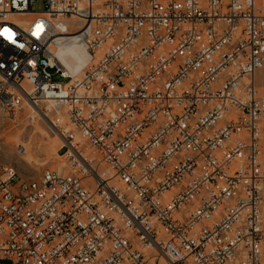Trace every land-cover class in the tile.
<instances>
[{
    "label": "built area",
    "instance_id": "built-area-1",
    "mask_svg": "<svg viewBox=\"0 0 264 264\" xmlns=\"http://www.w3.org/2000/svg\"><path fill=\"white\" fill-rule=\"evenodd\" d=\"M258 71L264 0H0V110L71 127L62 171L0 168V264H264Z\"/></svg>",
    "mask_w": 264,
    "mask_h": 264
},
{
    "label": "rangeland",
    "instance_id": "rangeland-1",
    "mask_svg": "<svg viewBox=\"0 0 264 264\" xmlns=\"http://www.w3.org/2000/svg\"><path fill=\"white\" fill-rule=\"evenodd\" d=\"M42 10V2L38 1L31 6V11ZM77 49V54L82 56V51ZM67 59L70 64L74 62L71 56ZM52 81L61 82L62 80L54 76ZM254 83L264 95V71H258L254 75ZM62 114L58 118L50 113L47 118L53 121H56V118L59 119V129L68 130L71 127L68 125L66 116L63 114V119ZM55 130L58 129L45 125L30 111H19L12 117L0 110V168L12 166L22 179H36L46 169L58 171L57 168L64 166V163L61 158L57 157V152H55L56 155L54 154Z\"/></svg>",
    "mask_w": 264,
    "mask_h": 264
},
{
    "label": "bare ground",
    "instance_id": "bare-ground-1",
    "mask_svg": "<svg viewBox=\"0 0 264 264\" xmlns=\"http://www.w3.org/2000/svg\"><path fill=\"white\" fill-rule=\"evenodd\" d=\"M56 26H59L58 22H55ZM80 49L82 51V56H80L79 54H77L78 52H76V49ZM77 49V50H78ZM55 53V56L58 58L59 61H61L60 63L63 65V67L66 69V71L71 75V76H75L81 73V71L83 70V68L87 65L88 63V55L84 49V47L78 43L76 41V39L74 37H71L67 42L60 44L59 46L56 47V49L53 50ZM71 56L74 58V62L73 63H68V59L67 57ZM84 58H86L84 60ZM30 111L32 113H34L36 115V117L39 119V121H41L42 123H44L45 125H48L50 127H55V123L56 121L58 123L59 119L56 118V121H53L51 119H48V115L50 113H52L55 116H59L61 115L63 112L60 110H51L50 107L48 105L45 106L44 111L42 110L41 107H32V106H24L22 110L20 111ZM62 117L64 119V116L62 114ZM59 118V117H58ZM36 123V122H35ZM54 144H55V152H57V150H59L60 145H61V141H60V137L57 133V131H54ZM20 153V152H17ZM56 155V154H55ZM54 155V156H55ZM58 157V154H57ZM60 158V157H58ZM62 167L57 168L58 171H62ZM1 168H9V166H3ZM12 177L13 178H20L18 176V174L16 173L15 169L12 170Z\"/></svg>",
    "mask_w": 264,
    "mask_h": 264
}]
</instances>
